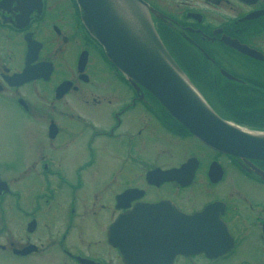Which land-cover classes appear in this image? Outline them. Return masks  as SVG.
Listing matches in <instances>:
<instances>
[{"label": "flooded vegetation", "instance_id": "obj_1", "mask_svg": "<svg viewBox=\"0 0 264 264\" xmlns=\"http://www.w3.org/2000/svg\"><path fill=\"white\" fill-rule=\"evenodd\" d=\"M140 1L215 114L264 131V0ZM0 102L32 141L0 173V264H264V160L207 146L129 83L76 0H0Z\"/></svg>", "mask_w": 264, "mask_h": 264}, {"label": "water", "instance_id": "obj_2", "mask_svg": "<svg viewBox=\"0 0 264 264\" xmlns=\"http://www.w3.org/2000/svg\"><path fill=\"white\" fill-rule=\"evenodd\" d=\"M76 2L107 59L129 83L144 87L207 146L244 161L245 158L264 160V131H246L215 114L167 52L149 20L145 3L140 0Z\"/></svg>", "mask_w": 264, "mask_h": 264}, {"label": "rangeland", "instance_id": "obj_3", "mask_svg": "<svg viewBox=\"0 0 264 264\" xmlns=\"http://www.w3.org/2000/svg\"><path fill=\"white\" fill-rule=\"evenodd\" d=\"M1 104L2 103L0 102V105ZM0 114L13 116L0 119V173L13 176L17 174L18 171H22V165L24 161L28 159V155L30 152L27 146L28 144L31 145L32 141L27 137L26 142L23 143L22 137L18 138L17 131H21V122L18 121L19 118H16L14 116L13 112L7 110V112H1ZM142 139L147 140V148L142 152V154H145L150 151L153 143L148 140V136H145ZM35 142H37L36 138ZM173 148L176 149V146L173 145ZM191 148L192 146L190 145L189 149ZM161 156L166 159L164 155ZM161 156L160 154H157L156 157L152 160L163 162L164 160ZM173 156L176 158L175 154H173ZM110 163L111 160L109 161V164ZM32 178L33 177L30 174H27V176H24L23 181L18 182V185L20 186L19 189L24 195L25 193L29 195L34 190L33 187L26 188Z\"/></svg>", "mask_w": 264, "mask_h": 264}, {"label": "trees", "instance_id": "obj_4", "mask_svg": "<svg viewBox=\"0 0 264 264\" xmlns=\"http://www.w3.org/2000/svg\"><path fill=\"white\" fill-rule=\"evenodd\" d=\"M189 77V76H188ZM190 78V77H189ZM191 79V78H190Z\"/></svg>", "mask_w": 264, "mask_h": 264}]
</instances>
